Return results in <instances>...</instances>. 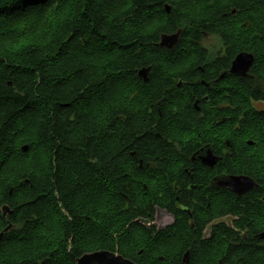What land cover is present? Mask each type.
<instances>
[{"label":"clouds","instance_id":"clouds-1","mask_svg":"<svg viewBox=\"0 0 264 264\" xmlns=\"http://www.w3.org/2000/svg\"><path fill=\"white\" fill-rule=\"evenodd\" d=\"M0 264H264V0H0Z\"/></svg>","mask_w":264,"mask_h":264}]
</instances>
